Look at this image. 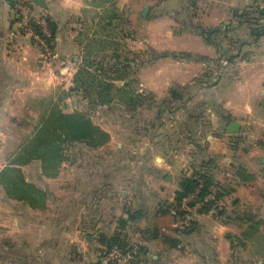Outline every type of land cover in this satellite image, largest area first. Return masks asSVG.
<instances>
[{
    "label": "crops",
    "instance_id": "crops-1",
    "mask_svg": "<svg viewBox=\"0 0 264 264\" xmlns=\"http://www.w3.org/2000/svg\"><path fill=\"white\" fill-rule=\"evenodd\" d=\"M17 1L0 0V171L14 153L6 146L11 127L32 122L28 132H34L41 116L37 99L74 85L88 42L77 39L74 19L83 16L86 23L93 13L98 30L103 12L115 7L133 15L144 5L142 37L133 42L190 56L153 59L140 75L141 92L163 97L176 89L175 112L165 119L174 135L158 138L131 128L122 134L119 124L97 123L111 139L99 147L83 143V170L72 158L55 177L43 174L40 161L22 166L26 180L48 192L45 208L10 198L0 185V264H97L108 246L103 236L141 243L131 264H264V247L257 251L238 240L257 221L264 233V34L256 36L264 32L263 1L202 0L208 8L189 27L184 13L174 17L154 0H45V7L32 0L34 12L56 27L50 52L34 25L20 24ZM202 30L214 32V41ZM232 121L240 122L239 131L227 130ZM34 163L36 170H29ZM198 174L223 183L226 192L210 210L193 211L182 232V213L174 214L177 192Z\"/></svg>",
    "mask_w": 264,
    "mask_h": 264
},
{
    "label": "trees",
    "instance_id": "trees-1",
    "mask_svg": "<svg viewBox=\"0 0 264 264\" xmlns=\"http://www.w3.org/2000/svg\"><path fill=\"white\" fill-rule=\"evenodd\" d=\"M107 1L109 0H101L100 3L104 4ZM261 13L264 14V8H262ZM241 15L239 14L238 16ZM123 16L124 13L118 12L114 7L111 11L107 10L99 16L98 27L100 29L94 30V34H99V36H94V38L90 39L87 34L88 32H83V39L86 37L83 41L88 40V42H85L83 65L74 76V85L70 89V92L82 91L95 104L109 105L113 102H119L129 109L135 110L145 105L147 100H149V95L152 96V94L139 92L131 88L128 83L134 60L122 59L120 57L118 51L121 43L116 42L117 36L115 35L118 34L116 32H120L118 24ZM248 20H250L248 23H252L251 19ZM49 24L51 34L50 36H45V38L51 43L56 27L53 22ZM34 26L39 33L42 32L39 26L36 24ZM194 28L199 31L201 26ZM201 33L209 42L214 41V32L210 33L207 30H202ZM263 34V31H259L256 36L259 37ZM104 35L106 38L102 37ZM107 50L112 53L109 61H106V57L108 56L106 54ZM99 53L103 54V59L96 57ZM165 56L185 58L190 55L187 52L164 51L157 55L153 54L151 60ZM170 93L171 100L179 97L174 87L170 90ZM37 100L39 102L38 106L41 109L40 122L34 132L25 136L24 140L14 150L8 165L0 171V185L10 198L25 201L33 208L40 209L46 207L49 197L48 192L34 182L27 181L22 166L32 161H40L43 174L55 177L63 162L68 159L66 156L68 147L76 142H83L92 147H99L110 141L111 134L85 112L79 110L65 112L63 105L52 97H42ZM238 173L244 177V170L242 171L241 168ZM249 177L253 176L249 175ZM200 178L203 179L200 191L201 196L210 193L219 184L208 174L187 177L181 183V190L177 192L179 203L187 194L198 188L201 183ZM225 192L226 189L223 186L217 192L215 198L208 201L201 208V212L208 211L214 207L220 195ZM262 224L263 222L257 221L243 230L241 236L238 238L240 243L246 245L250 242L257 251H260L264 247V233L261 231ZM101 241L106 243L108 247L115 245L128 246L123 244L117 237L108 238L103 236L101 237Z\"/></svg>",
    "mask_w": 264,
    "mask_h": 264
},
{
    "label": "rangeland",
    "instance_id": "rangeland-1",
    "mask_svg": "<svg viewBox=\"0 0 264 264\" xmlns=\"http://www.w3.org/2000/svg\"><path fill=\"white\" fill-rule=\"evenodd\" d=\"M262 1L264 5V0ZM154 2H163L164 3L163 6L165 7H162L161 10L168 11L174 17L179 13H184V18L185 20H187V23H189L188 24L189 27H191L190 24L193 21L194 15L198 13L201 14L208 8L207 3L202 0H154ZM143 6L144 5L140 6L136 14L135 12H133L134 13L133 15L124 14L122 20L119 23L120 32H116L118 34H115L117 36L116 42L121 43V46L118 51L120 57L122 59L127 58L129 60H134V63H132V69L129 74L128 83L130 84L131 88H134L138 91L141 88L140 75L143 66H146L151 62V58L153 54L157 55L161 53L155 50L152 51L150 48H146V49L139 48L133 42L134 40L133 37H136V39L142 37V33H143L142 29L144 28L143 25L145 21V19L142 17L141 14V10ZM82 18L83 16H81L80 19H74L72 22L74 23L73 25L74 30H76L77 32V39L80 41L83 38L82 36L79 35L81 32L80 28H83L84 32H88L89 35L88 37L90 39L94 38V36H99V34L95 35L94 34L95 29H92V25L95 23L94 14L93 13L89 14L86 17L87 18L86 23ZM180 26L181 25H179L177 28H180ZM80 51L81 48H78L76 54H78ZM110 52H106V54H108V56L106 57L107 58L106 61H109L111 58L112 53ZM96 57L99 59H103V54L99 53ZM150 94H152V96L149 95V100H147V103L141 106L140 108H138L137 111L131 110L127 106L119 102H113L109 105L95 104L91 100H89L83 94L82 91L70 92L66 88L61 90L55 89L47 97L48 98L56 97L57 98L56 101H58L61 105H63L64 110L67 112L79 110L87 113L92 117V119L96 123L107 122L109 124L112 123L119 124L121 126L122 134H127L129 132L128 129L131 128L132 130H137L138 133L141 135L149 131V133H151L152 136L154 137L157 136L158 138L159 136H164V135L167 136L169 132L171 135H174V133L171 131L173 127L170 128L165 125L168 122V120L165 121V119L167 118L166 116L171 113L173 115V113L175 112L174 105H172L171 97L170 96L158 97L153 93ZM150 123H153V126H150ZM31 124L32 122H20L19 124L11 127V129L9 128L11 136H9L10 142L6 145L8 146L7 147L8 152L15 150L17 144H19L18 141L16 140L17 138L19 137L22 138L23 134L27 135L29 133L28 130L32 129ZM111 129H114V127H111ZM85 147L86 146L83 145V142H76L72 144L70 147H68V150H66L67 158L68 159L72 158L71 165H74L73 167H75L76 169L82 168L83 170V149ZM30 167L31 169L29 170L34 171L36 170L37 165H35L34 163ZM177 212H181V210H175L174 214H176ZM177 227L179 230H181L180 221L178 222ZM181 231L183 232V230ZM138 244L142 246L141 243Z\"/></svg>",
    "mask_w": 264,
    "mask_h": 264
},
{
    "label": "built area",
    "instance_id": "built-area-1",
    "mask_svg": "<svg viewBox=\"0 0 264 264\" xmlns=\"http://www.w3.org/2000/svg\"><path fill=\"white\" fill-rule=\"evenodd\" d=\"M33 5L32 0H18L14 5L16 15L22 26L28 27L36 24L41 28L42 32L35 33V36L40 41L41 45L46 48V52H50L51 48L45 38V36H50L48 22L44 17L38 16L34 12ZM199 180L201 183L198 188L187 194L179 203V210H181L182 213L180 227L183 231H187L190 226L192 212L201 210V208L205 206L208 201L215 198L217 192L225 186L223 183H219L210 193L201 196L200 191L203 179L200 178ZM141 251L142 246L138 243L130 244L125 247L118 245L113 247L107 246L101 250L97 264H131Z\"/></svg>",
    "mask_w": 264,
    "mask_h": 264
},
{
    "label": "water",
    "instance_id": "water-1",
    "mask_svg": "<svg viewBox=\"0 0 264 264\" xmlns=\"http://www.w3.org/2000/svg\"><path fill=\"white\" fill-rule=\"evenodd\" d=\"M34 2H35L37 5H39V6H42V7H45V6H46V2H45V0H34ZM149 11H150V6L147 5V6L144 8L143 15H144V16H147L148 13H149ZM240 128H241L240 122H238V121H232V122H230V124H229L227 130H228L229 132H237V131L240 130Z\"/></svg>",
    "mask_w": 264,
    "mask_h": 264
}]
</instances>
